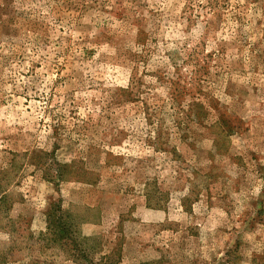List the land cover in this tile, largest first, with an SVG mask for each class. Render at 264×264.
I'll use <instances>...</instances> for the list:
<instances>
[{
	"label": "rangeland",
	"instance_id": "obj_1",
	"mask_svg": "<svg viewBox=\"0 0 264 264\" xmlns=\"http://www.w3.org/2000/svg\"><path fill=\"white\" fill-rule=\"evenodd\" d=\"M0 264H264V0H0Z\"/></svg>",
	"mask_w": 264,
	"mask_h": 264
},
{
	"label": "trees",
	"instance_id": "obj_2",
	"mask_svg": "<svg viewBox=\"0 0 264 264\" xmlns=\"http://www.w3.org/2000/svg\"><path fill=\"white\" fill-rule=\"evenodd\" d=\"M208 1L209 3H211V5H213L217 0ZM1 201L4 202L5 198H1ZM58 211L59 209L57 210V212ZM56 214V217H54V215L52 216L49 224V231L44 237L49 240L50 245H52L53 243L73 242V247L77 249L76 242L71 237V231L68 221L63 217L62 214Z\"/></svg>",
	"mask_w": 264,
	"mask_h": 264
}]
</instances>
